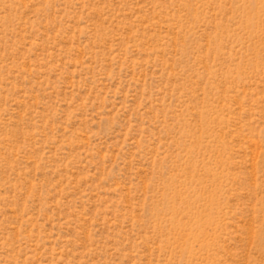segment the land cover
I'll list each match as a JSON object with an SVG mask.
<instances>
[{
	"label": "rangeland",
	"instance_id": "rangeland-1",
	"mask_svg": "<svg viewBox=\"0 0 264 264\" xmlns=\"http://www.w3.org/2000/svg\"><path fill=\"white\" fill-rule=\"evenodd\" d=\"M0 264H264V0H0Z\"/></svg>",
	"mask_w": 264,
	"mask_h": 264
}]
</instances>
